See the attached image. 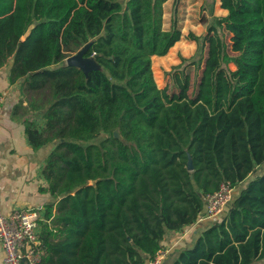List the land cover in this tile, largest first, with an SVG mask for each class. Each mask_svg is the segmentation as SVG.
I'll use <instances>...</instances> for the list:
<instances>
[{"label":"trees","instance_id":"obj_1","mask_svg":"<svg viewBox=\"0 0 264 264\" xmlns=\"http://www.w3.org/2000/svg\"><path fill=\"white\" fill-rule=\"evenodd\" d=\"M178 1L0 0V67L13 56L11 80L26 78L41 97L43 126L26 122L32 148L54 143L42 169L55 199L45 264H150L223 183L232 201L173 264H264V0H219L226 14L199 60L174 68L199 71L209 45L192 99L187 89L169 97L153 70L182 39ZM224 27L243 45L237 57ZM86 45L99 68L67 65ZM211 61L213 84L219 72L229 84V105L222 91L216 111L205 99Z\"/></svg>","mask_w":264,"mask_h":264},{"label":"crops","instance_id":"obj_2","mask_svg":"<svg viewBox=\"0 0 264 264\" xmlns=\"http://www.w3.org/2000/svg\"><path fill=\"white\" fill-rule=\"evenodd\" d=\"M13 65L11 56L0 67V211L4 216H9L15 208H39L44 213L46 206L55 202L44 190L48 184L42 176L45 160L54 143L34 150L26 134L27 121H35L41 126L45 122L44 110L40 108L41 97L28 87L26 78L11 80ZM213 218L202 217L182 231L168 232L163 241L167 254L161 264H173L182 250L194 245L203 230L212 224L210 220ZM48 223L51 224L52 220L49 219ZM0 264H6L1 243Z\"/></svg>","mask_w":264,"mask_h":264},{"label":"rangeland","instance_id":"obj_3","mask_svg":"<svg viewBox=\"0 0 264 264\" xmlns=\"http://www.w3.org/2000/svg\"><path fill=\"white\" fill-rule=\"evenodd\" d=\"M225 14L226 11L221 8L219 0L178 1L177 21L182 32V39L170 50L168 55L159 59L154 58L153 60L154 76L158 86L164 88L169 97L181 96L184 89H187V94L191 99L197 95L206 73L209 45L206 44L203 50L204 58L199 71L196 72L194 66H189L185 69L184 74L181 75V73L175 72L174 68L179 65L180 71H182L188 63L199 60V53L202 51L201 47L210 27L216 24L217 18ZM223 32L229 55L237 57L243 49V45H240L238 42V34L227 27L223 28ZM81 55V52H76L69 58L73 56L80 57ZM87 61L85 64L86 69L92 67L94 63L93 59ZM217 65L216 62H210V68L207 70L208 94L205 97L209 103V107L214 111H216L222 101V91L224 93V102L229 105V84L226 73L219 72L215 78V85L213 84L212 74ZM229 68L232 70L238 69L235 63H230ZM222 73L225 76L224 78L222 77ZM245 82L246 86L243 88V91H246L250 84L248 78L245 79ZM263 170L264 165L258 169V172ZM244 184H247V182ZM210 221L212 223L215 219Z\"/></svg>","mask_w":264,"mask_h":264},{"label":"built area","instance_id":"obj_4","mask_svg":"<svg viewBox=\"0 0 264 264\" xmlns=\"http://www.w3.org/2000/svg\"><path fill=\"white\" fill-rule=\"evenodd\" d=\"M2 100L0 99V113ZM234 187L223 183L220 188L205 198L203 218L220 215L232 201ZM41 209L15 208L9 216L0 211V243L5 252L6 264H45L47 250L41 239L45 212ZM167 251L161 249L150 264H161Z\"/></svg>","mask_w":264,"mask_h":264},{"label":"water","instance_id":"obj_5","mask_svg":"<svg viewBox=\"0 0 264 264\" xmlns=\"http://www.w3.org/2000/svg\"><path fill=\"white\" fill-rule=\"evenodd\" d=\"M28 35H29V32H27L23 37L26 39ZM87 48H88V45L84 46L80 51H78V52H81V54H82L80 57L79 56H73L71 58H67V60H66L67 65L78 67V68L82 69L85 72H88V71H90L92 69H95V68H99V65L96 62L94 57H84V53L86 52ZM89 59H93L94 63L92 61L93 66L86 69L85 68L86 67L85 64L88 62L87 60H89ZM114 136L117 137V138H121L120 133H119L118 130H116L114 132ZM188 169L189 170L193 169L192 158L189 159Z\"/></svg>","mask_w":264,"mask_h":264}]
</instances>
